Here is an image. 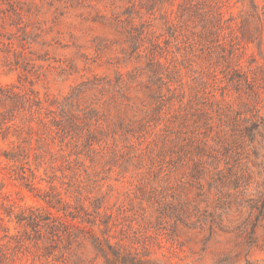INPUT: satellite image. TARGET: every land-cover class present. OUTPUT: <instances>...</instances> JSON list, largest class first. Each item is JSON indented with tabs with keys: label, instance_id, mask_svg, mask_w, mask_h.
<instances>
[{
	"label": "rangeland",
	"instance_id": "1",
	"mask_svg": "<svg viewBox=\"0 0 264 264\" xmlns=\"http://www.w3.org/2000/svg\"><path fill=\"white\" fill-rule=\"evenodd\" d=\"M137 69L142 73L124 103L90 88L79 107L104 105L107 122L137 125L154 114L159 93L177 87L182 97L173 107L182 101L191 112L188 124L208 144L215 132L201 125L207 112L208 122L218 123L212 100L244 99L264 117V0H0V87L16 85L26 96L17 106L0 101V120L7 115L0 125V264H109L94 247L91 232L101 234L99 225L84 209L93 219L96 196L105 195L102 212L127 201L130 180L144 169L131 162L109 167L105 159L73 153L85 132L48 137L31 118L38 106L31 108L27 96L45 106L83 81L107 82ZM263 125L260 132L222 133L225 141L248 144L254 174L246 195L263 209L255 231L186 237L172 262L264 264ZM17 143L23 150L12 158ZM184 195L196 198L197 189ZM161 252L154 244L149 258L168 264Z\"/></svg>",
	"mask_w": 264,
	"mask_h": 264
},
{
	"label": "trees",
	"instance_id": "2",
	"mask_svg": "<svg viewBox=\"0 0 264 264\" xmlns=\"http://www.w3.org/2000/svg\"><path fill=\"white\" fill-rule=\"evenodd\" d=\"M141 73L137 69L128 75L118 73L114 80L107 82L94 81L100 77L83 81L70 95L56 98L45 106L37 96H27L31 108L38 106L31 110V118L44 126L48 137L56 139L58 135L85 132L86 141L81 145L74 142L73 153L86 152L92 159H105L109 167L131 162L144 169L130 180L134 190L127 191V201L113 204L102 212L99 209L105 195L96 196L92 201L98 216L93 219L89 217V210L84 209L86 219L99 225L101 234L91 232L94 247L109 264H157L159 258H149L152 245L156 244L162 249L165 263L179 264L172 262V258L178 255V248L183 249L186 237L254 232L263 209L246 195L254 174L253 159L245 139L225 141L222 133L228 129L242 132L244 128L260 132L264 117L244 99L236 104L226 98L212 100L210 106L218 123H209L211 114L207 112L201 125L215 132L214 143L208 144L188 124L191 112L182 106V101L179 107H173L182 97L177 87L168 86V95L159 93L155 97L154 114L142 117L137 125L107 122L104 105L79 107L80 95L90 88L109 92V101L124 103L128 99L127 91ZM15 87H0V101H12L17 106L26 98ZM5 119L4 114L0 125ZM13 150L8 155L16 158L23 150L22 144L17 143ZM243 157L248 162L242 163ZM193 188L197 189V197H186L185 191ZM244 210L247 215L239 219L237 211L242 215Z\"/></svg>",
	"mask_w": 264,
	"mask_h": 264
}]
</instances>
